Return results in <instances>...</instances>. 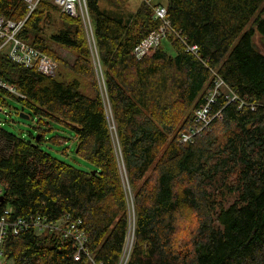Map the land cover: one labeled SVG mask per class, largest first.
<instances>
[{"label": "trees", "instance_id": "1", "mask_svg": "<svg viewBox=\"0 0 264 264\" xmlns=\"http://www.w3.org/2000/svg\"><path fill=\"white\" fill-rule=\"evenodd\" d=\"M105 1L87 0L94 46L81 17L57 19L50 40L73 62L42 36L54 6L42 1L25 22L19 38L58 62L56 77L0 52V78L25 98L7 94L36 118L39 136L23 139L0 128L10 150L0 155L5 204L19 218L80 219L89 252L118 264L130 226L129 188L135 241L127 264H264V55L253 43L256 34L264 39V0H168L179 33L165 40L174 56L161 43L140 59L134 50L160 20L146 4L130 18L115 16L101 8ZM26 8L23 0H0V15L11 21H23ZM213 73L238 102L219 97L212 130L182 144L179 133L193 126L189 109L206 102ZM55 123L74 133L77 155L95 174L41 148ZM185 219L191 227L181 239ZM74 250L70 241L29 230L7 239L5 257L13 264H86L74 260Z\"/></svg>", "mask_w": 264, "mask_h": 264}, {"label": "built area", "instance_id": "2", "mask_svg": "<svg viewBox=\"0 0 264 264\" xmlns=\"http://www.w3.org/2000/svg\"><path fill=\"white\" fill-rule=\"evenodd\" d=\"M42 1H48L50 5L54 6L61 14L70 17H81L87 36H93V26L88 13L87 0H23L26 4L28 11L26 18L21 22L11 21L0 15V52L5 54L11 61L19 63L22 67L27 69H37L40 74L47 77H55L59 64L49 55L41 52L40 50L28 45L19 38V34L25 26V22L29 17L38 9ZM152 3V0H144ZM152 5V4H151ZM154 16L160 20L161 25L156 32H153L149 37L143 40L134 50L136 58L140 59L148 53L156 50L161 46L168 36H179L175 30H172L171 23L168 19L167 6L152 5ZM169 31V32H168ZM188 50L197 53L196 47H189ZM94 56V65L97 74H101V66L96 60V49L92 47ZM215 78V87L206 95V102L199 108L195 109L193 113V126L188 130L179 133V141L182 144L189 145L194 142L197 136L204 134L205 131L211 130V124L218 117L220 112L214 113L213 106L217 99L225 95L229 102H238V97L230 91L224 81L217 78L216 73H213ZM4 80L0 78V93L12 94L16 97L25 98L21 95L14 86H9ZM226 91V92H224ZM8 93V94H7ZM0 112L3 111L4 105L7 100L0 96ZM4 102V103H3ZM252 109H254L252 107ZM114 126V125H113ZM114 127L111 128V131ZM3 188H0V264H13L12 261H7L5 257V244L10 236H19L24 232L32 230L37 235L52 234L53 236L60 237L61 240L70 241L74 246V260L78 262H85L86 264H103L98 262L95 257L91 256L87 248V234L82 229V221L80 219H73L71 216L61 218L60 220L50 221L42 216H27L15 217L14 209L11 205L5 204ZM130 210V208H129ZM131 216L134 215L131 214ZM130 229L134 231L131 226ZM131 241L126 240L123 254L118 264H127L130 259Z\"/></svg>", "mask_w": 264, "mask_h": 264}, {"label": "rangeland", "instance_id": "3", "mask_svg": "<svg viewBox=\"0 0 264 264\" xmlns=\"http://www.w3.org/2000/svg\"><path fill=\"white\" fill-rule=\"evenodd\" d=\"M167 3H168V0H152V3L151 2L148 3L147 1H144V0H121L119 2V5H118V4L112 3L110 0H107L105 2H102L101 8L111 11V13L114 14L115 16H118V17L121 16V17H124L125 19H127V18H130L131 16H133L142 4H146V6L148 8H150L152 10V12L154 13V11L152 9V5L155 6V5L160 4L163 6H167L168 5ZM49 12L52 15L54 22L50 26L44 27V32H43L42 36L45 39H47L48 42L46 44L50 50L55 51L57 55H59L61 58L65 59L66 61L73 62L75 60V56L67 48L57 46L56 44H54L52 42V40H50V37L58 30V24L56 23L57 19L61 15L63 16L64 14H61L57 9L55 11H49ZM253 20H254V18H253ZM253 20L249 23V25L247 26L245 31H248L251 28ZM91 23H92V21H91ZM88 40L94 46V38L92 35L88 36ZM253 43H254L255 48L260 53H262L264 55V39L259 34H256L254 36ZM162 44L164 45L165 49L171 55L174 56V51L169 46V44H167V41H164ZM96 59H97V56H96ZM59 72H60V67L58 69L57 74H59ZM57 74H56V76H58ZM224 92H226V91H224ZM0 96L4 97L7 100V103H5L7 105H4L3 111L0 112V128L2 130L7 131L10 134H13V135L20 137V138H23V139H29L31 137V135L34 136L35 138H38L39 136L35 131L36 118L32 115V113L28 109L22 111L23 107L20 104V102L14 98L7 96L6 94L2 93V91L0 93ZM0 105H3L1 103V101H0ZM108 110H109V108H108ZM194 111H195V108L189 109L188 115L190 116L191 119L193 117ZM22 112L24 115L29 116V119L21 118L20 114ZM109 112H110V110L108 111V114H109L108 116H109L110 121H111L110 122V126H111L110 129L112 127H114L112 129V132H114L115 126H113L111 113H109ZM211 130H212V128H211ZM211 130H207V131H211ZM43 134H46L45 135L46 141L41 144V148L44 151L48 152L50 155H52L56 159L58 158V160L73 166L76 169L86 171V172H95L96 171V169L92 165H90L84 159H82L81 157H79L77 155L75 135L71 130H69L68 128H66L60 124L55 123L52 125L51 130H49L48 132L44 131ZM52 136H56V137L59 136L56 139V142H58V143H54V142L49 140ZM172 138H173V136H170L169 140H171ZM6 143L7 142L4 139H2L0 136V155H3V157L10 154L9 146ZM119 159L121 160L120 153H119ZM121 165H122V162H121ZM123 178H125V175H123ZM0 188H2V187L0 186ZM126 193H127V197H128V201H129L128 206L130 208V212L132 215H134L133 214V211H134L133 192L131 191V189L128 188ZM211 195L213 197L217 198V196L213 192L211 193ZM231 200L233 201V198L232 199L228 198V201H231ZM134 223H135L134 218H133V216H131L130 217V226H129L130 233L134 232L130 229L131 226L135 230V227H134L135 224ZM190 227H191V225L189 226L188 219H185L181 223V228H180L181 229V232H180V238L181 239H184L187 236V232L189 231ZM43 235L50 236L52 234L46 233ZM57 239H60V237L57 236ZM91 256L93 258L95 257L93 254H91Z\"/></svg>", "mask_w": 264, "mask_h": 264}, {"label": "bare ground", "instance_id": "4", "mask_svg": "<svg viewBox=\"0 0 264 264\" xmlns=\"http://www.w3.org/2000/svg\"><path fill=\"white\" fill-rule=\"evenodd\" d=\"M88 13H89V11H88ZM90 17V16H89ZM92 24V23H91ZM13 63H16V64H18V65H20L19 63H17V62H14V61H12ZM3 82H5V81H3ZM6 83V82H5ZM7 85H9L8 83H6ZM10 86V85H9ZM109 117V116H108ZM67 217H69V216H65V218H67ZM53 236V235H52ZM54 237H56V236H54ZM127 238H128V240L129 241H131V248L133 247V245H134V241H135V233L133 232V233H130V231L128 232V235H127Z\"/></svg>", "mask_w": 264, "mask_h": 264}, {"label": "water", "instance_id": "5", "mask_svg": "<svg viewBox=\"0 0 264 264\" xmlns=\"http://www.w3.org/2000/svg\"><path fill=\"white\" fill-rule=\"evenodd\" d=\"M22 111H23V110H22ZM20 117H21V118H25V119H29V116L24 115L23 112L20 114ZM77 151H78V150L76 149V152H77ZM93 174H95V172H93ZM3 198H4V197H2L1 200H3Z\"/></svg>", "mask_w": 264, "mask_h": 264}]
</instances>
